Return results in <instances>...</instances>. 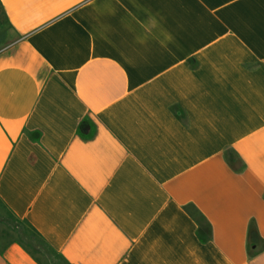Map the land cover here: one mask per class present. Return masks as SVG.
I'll return each instance as SVG.
<instances>
[{
    "label": "crops",
    "instance_id": "crops-1",
    "mask_svg": "<svg viewBox=\"0 0 264 264\" xmlns=\"http://www.w3.org/2000/svg\"><path fill=\"white\" fill-rule=\"evenodd\" d=\"M0 6V264H264V0Z\"/></svg>",
    "mask_w": 264,
    "mask_h": 264
},
{
    "label": "rangeland",
    "instance_id": "rangeland-1",
    "mask_svg": "<svg viewBox=\"0 0 264 264\" xmlns=\"http://www.w3.org/2000/svg\"><path fill=\"white\" fill-rule=\"evenodd\" d=\"M11 28L9 27L5 15L3 13V10L0 6V47L6 46L11 38ZM1 49V48H0ZM36 255L42 257L46 262H49L47 258H45L44 253L40 252V250H37V248H34L32 250ZM59 263L60 261L58 259L54 260V263ZM50 264V263H49ZM53 264V263H51Z\"/></svg>",
    "mask_w": 264,
    "mask_h": 264
},
{
    "label": "trees",
    "instance_id": "trees-1",
    "mask_svg": "<svg viewBox=\"0 0 264 264\" xmlns=\"http://www.w3.org/2000/svg\"><path fill=\"white\" fill-rule=\"evenodd\" d=\"M234 165V164H232ZM260 240L257 225L255 223H252L250 226V243L252 245L258 244Z\"/></svg>",
    "mask_w": 264,
    "mask_h": 264
},
{
    "label": "water",
    "instance_id": "water-1",
    "mask_svg": "<svg viewBox=\"0 0 264 264\" xmlns=\"http://www.w3.org/2000/svg\"><path fill=\"white\" fill-rule=\"evenodd\" d=\"M259 248V243L258 244H255L254 246H253V250H257Z\"/></svg>",
    "mask_w": 264,
    "mask_h": 264
}]
</instances>
